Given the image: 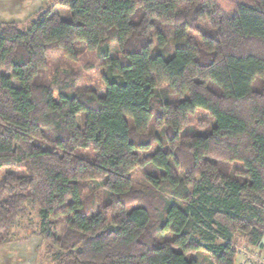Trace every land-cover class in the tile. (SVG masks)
<instances>
[{
    "label": "trees",
    "instance_id": "obj_1",
    "mask_svg": "<svg viewBox=\"0 0 264 264\" xmlns=\"http://www.w3.org/2000/svg\"><path fill=\"white\" fill-rule=\"evenodd\" d=\"M51 4L67 8L70 20L48 6L24 28L0 23V246L15 242L27 207L38 211L40 241L62 251L54 264H198L188 258L198 250L211 264H234L236 233L258 246L264 0L231 15L210 0ZM60 51L69 63L95 52L103 87H78L73 70L57 71L46 85L48 54ZM167 94L185 98L170 103ZM196 110L214 120L207 136L184 133ZM151 125L164 132L168 150L144 163L152 187L136 191L130 173L159 142L147 135ZM87 182L100 192L86 195ZM59 215H68L60 238L51 223ZM196 229L205 244L193 243ZM166 233L174 236L161 240Z\"/></svg>",
    "mask_w": 264,
    "mask_h": 264
},
{
    "label": "rangeland",
    "instance_id": "obj_2",
    "mask_svg": "<svg viewBox=\"0 0 264 264\" xmlns=\"http://www.w3.org/2000/svg\"><path fill=\"white\" fill-rule=\"evenodd\" d=\"M52 1L53 0H0V23L13 22L16 23L19 28H24L34 18L40 8L48 6H51L52 8ZM210 1H213L222 11L230 15L235 13L239 4L250 2V0ZM52 11L53 13L58 14L63 20H70V12L67 8L56 5L53 7ZM65 70H73L80 74L78 87L89 86L99 89L103 87L101 81L103 68L101 67L100 60L98 59L95 52L84 53L75 63H69L68 61L64 60L61 51L48 54V67L44 72V83L46 85L52 86L51 81L52 78H54L55 73L57 71L60 72ZM3 73L6 74L5 70H3ZM12 84L13 86L18 87V83L15 80H12ZM163 89H166L165 85H163L159 90L160 96L164 95ZM167 95L168 101L170 103H176L182 98H185L172 94ZM76 120L77 124L82 127L83 114L77 115ZM127 121L129 125L132 126V120L129 117H127ZM214 124V120L207 112L203 110H196L194 114L188 116L184 133H186L188 136L195 135L204 137L210 133ZM147 133V135L150 134L157 137L159 142L155 143L150 150L140 153L141 166L137 167L130 173L133 189L143 192H147L152 187L151 184L148 183L145 176V173L150 172V167L148 164L145 165L144 163H146L157 150H168L163 131L155 129L153 125H151ZM235 167H240V165L232 167L231 170H233ZM5 171L6 170L4 169L0 170V178L4 175ZM87 183L89 189L87 190L86 195H89L92 191L95 192L96 190L97 192H100L97 188L98 185L90 182ZM158 193L165 199H172L167 190H158ZM153 201V203L149 201L147 202L151 204V215L153 219L155 218L154 220H157L158 212L161 211V201L160 198H155ZM66 207L67 206L64 205L59 210H64ZM66 217H68V215H59L51 219L52 226L59 238L64 234ZM15 229V242L5 246H0V256L8 253L12 259H17L19 255L18 251L15 249H18V245L21 244L18 241L26 240L28 241L27 245L32 248L30 252L29 264H54L55 259L57 258V253L62 251H59V249L55 247H51L47 242L40 241V238L37 236L41 231L40 217L37 210H32L30 207H27L26 214L19 218L17 227ZM204 233V230L196 229L192 235L193 243L199 245L205 244L207 240L206 236L203 235ZM173 236L174 234L170 233L159 234L160 239L163 241H167ZM231 245L235 251L234 264H264V239L258 246L253 247L249 244L247 237H245L243 234L236 233L231 239ZM37 246L40 247L36 251ZM177 249L180 250L179 248ZM34 256L38 259L36 263H32ZM188 258L196 260L198 264H211L209 256L201 250L188 254Z\"/></svg>",
    "mask_w": 264,
    "mask_h": 264
},
{
    "label": "crops",
    "instance_id": "obj_3",
    "mask_svg": "<svg viewBox=\"0 0 264 264\" xmlns=\"http://www.w3.org/2000/svg\"><path fill=\"white\" fill-rule=\"evenodd\" d=\"M18 242L21 243L20 245H18L19 246L18 249H15L18 251V255H19L18 258L12 259V257L8 253H5L4 255L0 256V264H29L30 263L29 259H30V252H31L32 248L29 245H27L28 241H26V240L18 241ZM16 243H17V241H16ZM39 247L40 246H37L36 251ZM33 250H34V248H33ZM35 256H36V254H35ZM35 256L33 257L32 263H36V261L38 260L37 257H35Z\"/></svg>",
    "mask_w": 264,
    "mask_h": 264
}]
</instances>
